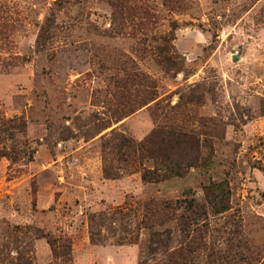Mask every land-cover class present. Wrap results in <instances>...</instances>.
Segmentation results:
<instances>
[{
  "label": "rangeland",
  "instance_id": "1",
  "mask_svg": "<svg viewBox=\"0 0 264 264\" xmlns=\"http://www.w3.org/2000/svg\"><path fill=\"white\" fill-rule=\"evenodd\" d=\"M0 149V264H264V0H0Z\"/></svg>",
  "mask_w": 264,
  "mask_h": 264
},
{
  "label": "trees",
  "instance_id": "2",
  "mask_svg": "<svg viewBox=\"0 0 264 264\" xmlns=\"http://www.w3.org/2000/svg\"><path fill=\"white\" fill-rule=\"evenodd\" d=\"M10 122H11V125L13 124V127H16L15 126L16 124H14L13 120L12 121L10 120ZM23 127H24L23 122H20L17 124L16 128H17V130L21 131V130H23ZM2 156H8L9 157L10 152H8V151L5 152V151L0 149V157H2ZM218 185H221V184L219 183ZM207 196H209L208 199H209L211 205L213 206V208L215 209L216 212H222V211L227 209L225 204L223 203L224 202L223 199L217 198L216 195H212L211 192H208V189H207Z\"/></svg>",
  "mask_w": 264,
  "mask_h": 264
}]
</instances>
